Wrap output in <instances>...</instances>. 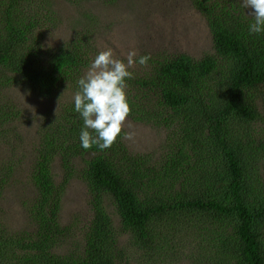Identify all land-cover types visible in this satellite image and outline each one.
Listing matches in <instances>:
<instances>
[{"label":"trees","instance_id":"16d2710c","mask_svg":"<svg viewBox=\"0 0 264 264\" xmlns=\"http://www.w3.org/2000/svg\"><path fill=\"white\" fill-rule=\"evenodd\" d=\"M190 4L205 22L212 52L152 57L127 81L128 118L170 131L156 151L142 154L127 149L123 133L106 150L83 149L73 97L62 101L65 93L74 96L97 55L94 17L78 13L61 40L66 24L53 0H0V146L17 147L25 117L16 93L59 103L31 140L33 193L23 207L24 228L7 232L0 203V259L152 264L157 257L160 264L166 256L148 253L165 218L168 235L181 243L192 245L195 233L206 238L197 242V264H264V34L249 35L253 19L241 0ZM53 37L58 44H48ZM75 178L91 210L80 236L62 221ZM7 181L5 173L0 202Z\"/></svg>","mask_w":264,"mask_h":264},{"label":"rangeland","instance_id":"374dc122","mask_svg":"<svg viewBox=\"0 0 264 264\" xmlns=\"http://www.w3.org/2000/svg\"><path fill=\"white\" fill-rule=\"evenodd\" d=\"M53 4L59 10V18L67 26L61 31V40L75 27L71 22L73 18L79 17L78 13L91 14L94 17L97 54L111 48L117 58L127 62L130 51H136L138 56L150 54L151 58L159 55L166 58L186 54L194 59L212 52L208 29L200 15L192 8L190 0H115L110 3L103 0H53ZM248 10L251 13L252 10ZM58 43V38L53 37L48 44ZM130 71L139 75L143 66L136 64ZM16 96V106L24 110L25 117L19 127L17 147L11 150L10 147L0 146V177L5 173L8 176L0 202L2 220L8 233L12 229L16 231L24 228L26 222L27 215L23 207L30 204L33 193L28 175L34 162L31 147L35 141L31 140H35L43 117L59 112L58 102L43 101L23 92L16 93ZM72 97L73 94L65 93L62 95V101L67 102ZM125 132L131 133L132 138H124ZM168 132L170 131L164 127L139 123L128 117L122 129L127 149L142 154L156 151ZM76 161L78 163V160ZM51 164L55 179L60 183L59 161L54 159ZM62 216L63 223L72 227L71 234L74 236L83 234L91 219L86 188L84 183L76 178L72 179L67 187L63 198ZM154 234L152 249L148 254L161 252L162 256H166L160 264L199 263L197 242H205L206 238H199L195 233L192 245H189L191 241L188 244L181 243L168 235L165 218L157 225ZM123 243L126 244L125 238ZM174 256L176 259H173ZM135 257L144 260L143 255ZM155 259L152 264H159V259ZM8 261L9 259L2 258L0 264H8Z\"/></svg>","mask_w":264,"mask_h":264},{"label":"clouds","instance_id":"9594fccd","mask_svg":"<svg viewBox=\"0 0 264 264\" xmlns=\"http://www.w3.org/2000/svg\"><path fill=\"white\" fill-rule=\"evenodd\" d=\"M243 7L251 9L248 14L253 22L248 25L249 35L264 34V0H243ZM151 55L138 56L130 51L127 62L116 57L113 49L99 52L87 72L78 81L73 96L74 111L83 121L80 130V146L88 150L93 146L103 151L110 148L121 136L131 106L127 95V81L136 64L147 65ZM131 139V133H124Z\"/></svg>","mask_w":264,"mask_h":264}]
</instances>
